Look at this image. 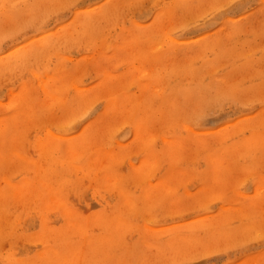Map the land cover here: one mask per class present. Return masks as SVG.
I'll return each mask as SVG.
<instances>
[{
    "label": "rangeland",
    "instance_id": "374dc122",
    "mask_svg": "<svg viewBox=\"0 0 264 264\" xmlns=\"http://www.w3.org/2000/svg\"><path fill=\"white\" fill-rule=\"evenodd\" d=\"M0 264H264V0H0Z\"/></svg>",
    "mask_w": 264,
    "mask_h": 264
}]
</instances>
